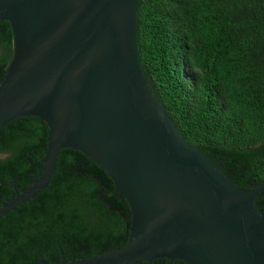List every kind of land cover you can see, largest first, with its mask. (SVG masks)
Segmentation results:
<instances>
[{
	"label": "water",
	"instance_id": "water-1",
	"mask_svg": "<svg viewBox=\"0 0 264 264\" xmlns=\"http://www.w3.org/2000/svg\"><path fill=\"white\" fill-rule=\"evenodd\" d=\"M138 0H0L13 58L0 83V128L35 116L49 127L39 176L0 218L49 187L62 149L78 150L127 200L128 243L57 264H264V185L241 187L185 140L143 68ZM42 264H50L42 259Z\"/></svg>",
	"mask_w": 264,
	"mask_h": 264
},
{
	"label": "trees",
	"instance_id": "trees-1",
	"mask_svg": "<svg viewBox=\"0 0 264 264\" xmlns=\"http://www.w3.org/2000/svg\"><path fill=\"white\" fill-rule=\"evenodd\" d=\"M143 68L187 142L241 187L264 185V0H138ZM0 21V83L13 58ZM49 127L35 116L0 128V207L38 176ZM264 214V190L255 198ZM130 206L110 176L62 149L49 187L0 218V264H51L128 243ZM143 264H188L156 259Z\"/></svg>",
	"mask_w": 264,
	"mask_h": 264
},
{
	"label": "flooded vegetation",
	"instance_id": "flooded-vegetation-1",
	"mask_svg": "<svg viewBox=\"0 0 264 264\" xmlns=\"http://www.w3.org/2000/svg\"><path fill=\"white\" fill-rule=\"evenodd\" d=\"M42 165H43V163H42ZM38 176H39V173H38ZM38 176H37V177H38ZM37 177H36V178H37ZM36 178H34V179H36ZM34 179H33V180H34ZM30 185H31V184H30ZM30 185H29V186H30ZM27 187H28V186H27ZM22 189H24V188H22ZM15 191H16V190H15ZM18 191L21 192V190H19V189H18ZM15 194H16V192L14 193V195H15ZM14 195H12V197H13ZM12 197H11V198H12ZM11 198H10V199H11ZM8 200H9V199H8ZM64 254H65V253H64ZM65 256H66V255H65ZM43 259H45V258H43ZM46 260H47V259H46ZM48 261H49V260H48ZM49 263H50V262H49ZM50 264H51V263H50Z\"/></svg>",
	"mask_w": 264,
	"mask_h": 264
}]
</instances>
